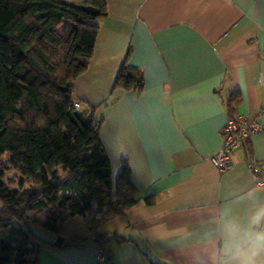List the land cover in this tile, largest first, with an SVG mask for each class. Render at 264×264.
Returning a JSON list of instances; mask_svg holds the SVG:
<instances>
[{"label": "crops", "instance_id": "obj_1", "mask_svg": "<svg viewBox=\"0 0 264 264\" xmlns=\"http://www.w3.org/2000/svg\"><path fill=\"white\" fill-rule=\"evenodd\" d=\"M105 1L73 87L82 107L98 106L112 180L126 163L139 198L95 232L72 216L45 240L78 239L41 243L38 264H213L224 219L243 223L264 206V183L249 166L264 161V133L233 153L231 168L211 160L231 118L228 99L235 115L264 106V0ZM127 56L143 72L141 91L115 86ZM103 250L109 259H99Z\"/></svg>", "mask_w": 264, "mask_h": 264}, {"label": "trees", "instance_id": "obj_2", "mask_svg": "<svg viewBox=\"0 0 264 264\" xmlns=\"http://www.w3.org/2000/svg\"><path fill=\"white\" fill-rule=\"evenodd\" d=\"M107 15L105 0H0V264H38L41 243L65 247L78 239H43L31 227L36 211L53 232L76 215L95 232L139 198L126 163L112 180L98 106H75L73 81L87 69L97 21ZM115 86L144 87L128 56ZM235 101H227L231 118ZM12 169L17 188L5 180Z\"/></svg>", "mask_w": 264, "mask_h": 264}, {"label": "clouds", "instance_id": "obj_3", "mask_svg": "<svg viewBox=\"0 0 264 264\" xmlns=\"http://www.w3.org/2000/svg\"><path fill=\"white\" fill-rule=\"evenodd\" d=\"M215 238L219 249L213 264H264V206L243 223L225 218Z\"/></svg>", "mask_w": 264, "mask_h": 264}, {"label": "built area", "instance_id": "obj_4", "mask_svg": "<svg viewBox=\"0 0 264 264\" xmlns=\"http://www.w3.org/2000/svg\"><path fill=\"white\" fill-rule=\"evenodd\" d=\"M75 106H81L76 102ZM264 133V106L258 110L257 115L250 116L245 114L236 115L230 118L222 130L223 142L220 149L212 156L211 160L220 171H225L232 166V155L238 149L249 143L253 135ZM249 166L258 176L260 184L264 183V161L249 162ZM96 238V235H94ZM103 250L99 259L105 258Z\"/></svg>", "mask_w": 264, "mask_h": 264}, {"label": "rangeland", "instance_id": "obj_5", "mask_svg": "<svg viewBox=\"0 0 264 264\" xmlns=\"http://www.w3.org/2000/svg\"><path fill=\"white\" fill-rule=\"evenodd\" d=\"M59 32H62L63 30V26H60L58 28ZM5 180L6 183L9 185V187L11 188H17L18 187V182H19V176L16 170L12 169L10 170L6 176H5ZM32 183L31 182H27L26 186H30ZM1 206V203H0ZM34 218V220L31 222V227L32 229L37 232L38 234H40L44 239H50L49 237L52 236L54 233L53 231L47 229L44 224H43V220L45 218V215L43 214V212L40 213V211H36L35 213H33L32 215V219ZM79 219V218H77ZM76 219V220H77ZM74 221V220H72ZM82 221V220H81ZM72 222H69V224L67 227L69 228L71 226ZM73 228H75L76 230L80 231L83 230V222H79L77 224H74Z\"/></svg>", "mask_w": 264, "mask_h": 264}, {"label": "water", "instance_id": "obj_6", "mask_svg": "<svg viewBox=\"0 0 264 264\" xmlns=\"http://www.w3.org/2000/svg\"><path fill=\"white\" fill-rule=\"evenodd\" d=\"M106 256L109 259L110 258V253H106Z\"/></svg>", "mask_w": 264, "mask_h": 264}]
</instances>
